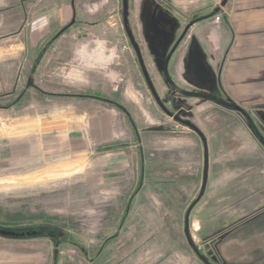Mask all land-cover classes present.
<instances>
[{"label":"rangeland","instance_id":"1","mask_svg":"<svg viewBox=\"0 0 264 264\" xmlns=\"http://www.w3.org/2000/svg\"><path fill=\"white\" fill-rule=\"evenodd\" d=\"M165 1L127 0L125 17L164 109L130 44L122 0H77L76 16L45 46L31 85L26 71L8 64L23 56L2 58L0 85L17 86L0 87V108L19 122L1 131L39 128L16 141L50 152L9 157L0 167V227L47 230L0 235V264H204L184 227L205 158L192 126L205 138L208 172L188 233L210 263L230 264L219 252L223 238L264 208V99L238 93L201 46L190 40L187 49L182 41L203 15ZM31 10L0 8V20L21 27ZM1 32L0 48L31 46ZM52 112L68 118L41 128L40 116Z\"/></svg>","mask_w":264,"mask_h":264},{"label":"crops","instance_id":"2","mask_svg":"<svg viewBox=\"0 0 264 264\" xmlns=\"http://www.w3.org/2000/svg\"><path fill=\"white\" fill-rule=\"evenodd\" d=\"M217 2V0L165 1V3L172 4L178 9L190 8L192 13L200 12L203 16L212 13L211 10L213 8H218ZM22 6L32 9L30 15H27L25 20L20 21L23 24L21 27L13 26L15 24L13 20L7 22L0 20L1 36H4V39L21 38L32 41L30 43L31 46L26 47V49L21 47L20 52H13L14 49L0 48V62L4 56H23L21 60L10 59L8 64L11 67L15 66L17 68L16 72L20 70L26 71L28 73L26 79L28 84L31 85L29 83L30 77L32 76L33 78L32 74L37 71L40 60L48 49L45 46L59 32L61 27L68 22H72L71 19L76 16V6L78 4L77 0H0L1 9H16ZM157 9L158 7L155 6V10ZM181 23L182 21L178 25ZM192 23L193 25L189 27L190 39L182 41L183 43L185 42L186 48L188 49L191 43L193 46H201L215 62L223 65L224 80L236 88L238 93L245 96H256L258 97L257 101L263 100L264 0H227L225 5L220 6L212 16L204 17ZM178 29L179 26L177 31ZM61 35L62 33L59 36ZM7 69L8 66H1V70L4 73ZM1 86L12 89L17 85L9 83ZM32 86L36 87L37 85L33 83ZM10 110L0 108V167L3 165V161L9 157L18 159V156L22 155V157L30 158L31 154H39L41 152L45 155L50 152L45 147L42 151H37L35 148L32 149L29 139L27 140L28 144L24 145L26 149L19 146V141H16L22 135H35L39 128L30 127L26 131L14 130L8 135H4L1 131L3 128L19 122L16 119L18 117L10 115ZM52 113L54 115L50 118H46L45 115L40 116L41 128H50L51 125L59 124L56 120L60 122V120L66 121L68 118L59 112ZM61 124L63 122H60L59 126ZM45 133L46 131L42 130V134ZM4 136L5 138L6 136L11 138L8 141L9 143L4 142ZM41 146L43 148V144ZM223 239L219 245V252L228 263L264 264V208L258 214L249 218V220L239 224L231 234Z\"/></svg>","mask_w":264,"mask_h":264},{"label":"water","instance_id":"3","mask_svg":"<svg viewBox=\"0 0 264 264\" xmlns=\"http://www.w3.org/2000/svg\"><path fill=\"white\" fill-rule=\"evenodd\" d=\"M220 5H225V3L227 2V0H220ZM127 0H122V13H123V21H124V26L126 28L125 31H127V35L129 37V40H130V44L133 45V48L137 54V58L139 60V63H140V66H141V70L146 78V83L149 87V89L151 90L152 92V96L155 97L156 101L163 107L164 109V106L162 104V102L160 101L159 97L157 96V93L152 85V83H150V79H149V76L145 70V67H144V64H143V61H142V57H140V51L138 49V46L135 44V41L133 39V36L131 34V32L129 31V28H128V25H127V22H126V7H127ZM189 26L187 25L186 28H188ZM186 28H185V31H186ZM184 31V32H185ZM234 109L235 110H239L241 112H243V110L238 107V106H234ZM166 111H168L167 109H165ZM192 128L198 132V134L200 135L201 139L203 140V143H204V149H205V158L203 159L204 160V166H203V175H202V182H201V186H200V190H199V193L197 194L195 200H192V202L190 203V205L188 206L187 210H186V213L185 214V217H184V223H185V233H186V236H187V240L189 242V244L191 245L192 249H193V253L196 254V256L204 263V264H213V263H210V261H208L201 253H199L200 251L198 250V248L192 243V241L190 240V235L188 233V217H189V214L190 211L192 210V208L195 206V204L199 201V199L202 197V195L204 194V191H205V186L207 184V172H208V160H207V148L205 147L206 146V141H205V138L204 136L200 133V131L198 129H196V127L192 126ZM24 235V232L22 233H17V232H13V231H9V230H4V229H0V235H7V236H16V235Z\"/></svg>","mask_w":264,"mask_h":264},{"label":"trees","instance_id":"4","mask_svg":"<svg viewBox=\"0 0 264 264\" xmlns=\"http://www.w3.org/2000/svg\"><path fill=\"white\" fill-rule=\"evenodd\" d=\"M218 9V8H217ZM212 14H214L213 12L212 13H210V14H208L207 16H202V17H199V18H196V19H194L192 22H195V21H199V20H201L202 18H204V17H209V16H212ZM70 24H71V22H68L66 25H64L63 27H61L60 29H59V32H57L55 35H54V37L50 40V41H48V44L49 43H51V42H53L59 35H60V33H63L64 31H66L68 28H69V26H70ZM45 48V47H44ZM42 54V53H41ZM80 96H82V97H87V98H94V99H99V100H102V101H107V102H110L111 103V101L109 100V99H107V98H102L103 96H100V95H95V94H84V95H79V97ZM1 229L3 228V229H7V230H12V231H16L17 233H20V232H29L28 231V229H29V227H21V228H5V227H0ZM50 227H48V229H49ZM35 232H34V234L33 233H27L28 235H25L24 234V237L25 236H39V235H43V234H45V232L47 231H45V229H40V230H34ZM32 232V231H31ZM46 234H48V235H50V236H55L54 235V230L52 229L51 231H50V229L48 230V232L46 233ZM10 237H21V235L19 234V235H16V236H10Z\"/></svg>","mask_w":264,"mask_h":264}]
</instances>
